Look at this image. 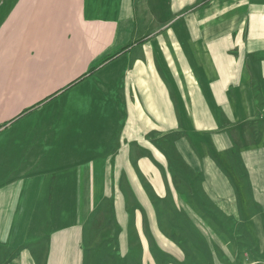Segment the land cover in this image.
<instances>
[{"label":"crops","instance_id":"obj_1","mask_svg":"<svg viewBox=\"0 0 264 264\" xmlns=\"http://www.w3.org/2000/svg\"><path fill=\"white\" fill-rule=\"evenodd\" d=\"M209 1L0 0V187L4 172L55 170L82 172L83 188L67 194L62 227L55 201L45 214L27 190L38 180L3 189L0 264H100L124 247L130 219L139 244L136 209L119 204L116 237L92 233L105 212L88 219L121 183L113 169L131 172L140 200V171L170 172L173 153L215 211L259 220L264 234V0ZM51 92L48 134L49 116L33 112ZM31 151L54 157L33 164ZM113 154L114 166L91 161Z\"/></svg>","mask_w":264,"mask_h":264},{"label":"rangeland","instance_id":"obj_2","mask_svg":"<svg viewBox=\"0 0 264 264\" xmlns=\"http://www.w3.org/2000/svg\"><path fill=\"white\" fill-rule=\"evenodd\" d=\"M52 93L54 92L44 99L47 101L43 106L36 107L33 112L38 117L49 116L52 123L47 131L48 134L55 132V95L51 96ZM74 99H63L59 101L57 107L71 103ZM31 153L28 154L29 162H32L35 157L34 153ZM53 157L44 154L38 157V161H49ZM105 157H110L108 161L114 166L115 154L92 156L91 161L94 163L95 160ZM171 157L173 163L171 162L170 172L156 170L149 176L146 171H140V200L136 199L138 189L130 185L129 179L131 178L126 175L131 172H121L115 169L111 171L115 179H121V183L112 188L113 197L109 198L106 203L105 199L98 201L99 205L88 221L94 223L99 215L100 218L102 217L103 212H105L106 219L102 217L98 223H94L92 233L98 235L97 238L102 237L99 235L101 227L104 228L107 225L110 226L107 233L113 230L110 234L116 237L120 224L115 222L117 219H114L113 213L118 211L117 208L121 204L124 211L132 208L141 212L138 220L140 241L139 244L136 243L137 221L130 219L127 224L128 234L122 233L121 235L126 240V244L122 249L118 246L114 252H109L106 259L102 257L106 255L100 253V264H264V234L262 235L260 221L252 220L253 224H249L250 220L226 218L228 215L221 207L220 210L215 211L218 206L212 207L213 203L209 201L207 203V199L200 194L204 192H199L198 185L193 177H190L189 172L182 169L176 155L173 153ZM76 158L78 160L83 156H76ZM38 161H33V164ZM89 164L86 165L89 166ZM4 173L2 179L5 183L3 187H0V193L6 187L18 183L19 180H26L28 184L38 180L40 182L38 186L33 184L32 187L28 186L27 190L32 191L30 194L35 193L39 205L43 202L44 212L50 209L52 202L55 201L53 205H55V212L58 216L55 217V227H62L63 223L70 221L64 220L62 214L65 215L74 205L68 202L67 194L70 192L71 196L79 198L82 193L83 188H80V173L82 172L12 170ZM99 173L100 171L95 168L84 172L86 178L88 174L92 177L94 184L93 180L99 176ZM136 173L134 172V176ZM148 177L153 178L154 182L149 183ZM165 178L171 179L172 189L162 187L163 182H166ZM94 184L93 190L96 189ZM92 199L94 200V194H92ZM84 205L83 203L77 204V214ZM76 220L79 219L76 217ZM247 222L248 225H246Z\"/></svg>","mask_w":264,"mask_h":264}]
</instances>
